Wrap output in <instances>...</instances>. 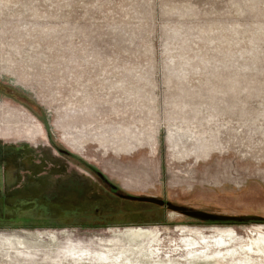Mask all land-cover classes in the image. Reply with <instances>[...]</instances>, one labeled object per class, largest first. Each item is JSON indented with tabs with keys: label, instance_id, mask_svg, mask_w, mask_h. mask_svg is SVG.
Masks as SVG:
<instances>
[{
	"label": "rangeland",
	"instance_id": "1",
	"mask_svg": "<svg viewBox=\"0 0 264 264\" xmlns=\"http://www.w3.org/2000/svg\"><path fill=\"white\" fill-rule=\"evenodd\" d=\"M0 264H264V0H0Z\"/></svg>",
	"mask_w": 264,
	"mask_h": 264
}]
</instances>
